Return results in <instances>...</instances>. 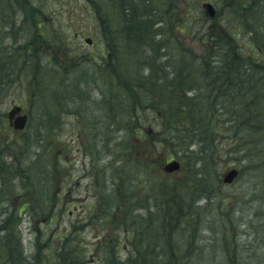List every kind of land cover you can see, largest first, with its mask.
Masks as SVG:
<instances>
[{"label":"rangeland","instance_id":"1","mask_svg":"<svg viewBox=\"0 0 264 264\" xmlns=\"http://www.w3.org/2000/svg\"><path fill=\"white\" fill-rule=\"evenodd\" d=\"M91 1L0 0V219L11 206L13 223V208L21 210L16 230L30 258L52 254L61 245L59 234L71 232L80 264H112L116 256L123 262L135 256L138 248L147 257V250L155 245L153 236L137 237L138 247L131 243L133 220L141 218L150 233L162 218L160 208L167 200L176 203L178 197L180 211H189L188 221L196 234L188 248L186 237H178L175 248L192 252L190 264H264V168H257L264 161L261 136L254 135L258 140L251 144V151H237L239 146H232L226 129H220L216 140L229 153L221 158L220 180L210 176L205 180L211 188L210 201L197 199L202 191L190 196L173 194V190L182 191L192 155L178 144L171 145L169 153L166 147L152 151L151 141L169 127L157 130L151 109L156 107L155 100L148 108L149 100L144 99L142 109L129 102L134 95L130 92L133 75L147 71L141 61L146 50L133 40L129 45L128 38L118 32L120 13L108 0H94V6L100 3L104 10L94 8ZM206 1L215 8L213 16L205 13L202 3ZM171 3L174 13L167 17V26L188 9L195 18L201 12L209 18L201 27L194 22L184 32L165 31L171 52L203 55L208 44L198 34L209 27L223 31L227 18L234 19L223 0ZM253 16L249 14L248 20ZM250 25H255L252 20ZM231 26L234 48L246 47L247 33L236 28L242 25L237 21ZM86 37L92 38V44H87ZM101 54L116 55L118 63L102 64ZM110 105L120 106L113 115L103 108ZM16 106L28 115L22 130H15L8 117L9 109ZM163 138L186 139L181 133ZM150 154L154 155L151 160ZM172 159L180 163L179 169L164 171ZM31 164L43 172L33 171ZM232 167L239 170L238 176L224 183L221 177ZM35 189L37 193H31ZM24 196L25 201L39 199L42 207L51 198L56 218L49 222L43 211L37 216L32 208V213L24 210L20 203ZM185 202L191 203L189 210Z\"/></svg>","mask_w":264,"mask_h":264},{"label":"trees","instance_id":"2","mask_svg":"<svg viewBox=\"0 0 264 264\" xmlns=\"http://www.w3.org/2000/svg\"><path fill=\"white\" fill-rule=\"evenodd\" d=\"M108 1L110 7L120 13L117 20L120 24L118 32L128 38L129 45L138 42L146 50L141 61L147 71L133 75L134 87H130V92L134 95L129 102L132 107L142 109L144 99L149 100L145 104L148 108L153 106L151 101L155 100L156 107L151 109L155 111V118L158 120L157 130L169 127L158 139L151 141L152 151L166 147L169 153L170 146L176 147L178 144V148L192 155L191 171L183 178L180 187L182 191L173 190V194L190 196L196 191H202L197 199L203 197L209 202L211 188L205 185V180H208V176L215 181L220 180L217 174L224 164L220 161L222 156L229 153L228 150L224 151L226 146L216 140L220 129H226L232 146H239L237 151H251V144L258 140H254V135L259 134L263 140L260 152H264V0H223V5L234 14V19L238 15L237 21L242 26L236 28L247 33L245 36L249 39L248 45L245 47L240 44L234 48L230 40L234 36L231 24L237 21L227 18L225 30L213 31L209 27L198 34L200 41L208 46L203 55L196 56H187L185 51L171 52L168 39L163 34L171 28L179 32L190 30L192 26L188 24L194 22L201 27L209 20L204 13L201 12L198 14L199 18H195L193 11L188 9L183 17H174L167 26V17L174 13L171 0ZM91 2L92 6L96 4L94 0ZM98 4L99 9L104 10ZM252 13L254 16L248 20V15ZM251 20L255 25H250ZM107 26L113 27L109 22ZM25 63L34 66L32 61ZM119 107L110 105L103 108L113 115ZM120 123L121 121L118 122L119 125ZM118 129L121 128L116 130ZM179 133L186 137L184 141L181 138H163L164 135L177 137ZM233 152L234 150L231 154ZM153 156L150 154V160ZM31 166L33 171L43 172L37 165ZM257 168H264V161L261 160ZM31 193H37L36 189ZM47 195L50 196L49 192ZM25 200L24 196L20 201L21 204L24 203V210L32 213V208L37 216L39 213L42 215L43 211L44 218L47 217L49 222L56 218L52 214L55 208L50 205L51 198L46 200L44 207L39 199H34L37 202L31 201V197L28 201ZM181 204L178 197L176 203L167 200L164 209L160 208L162 218L159 224L154 225L150 233L143 226L142 219L135 218L133 221L136 220V226L131 231L135 239L131 243L138 247L137 237L150 234L155 245L151 246L152 250H147V257H142L138 248L137 252L134 251L135 256L131 255L125 262L118 260L116 256L112 264H190L193 260L192 252L186 248L183 252L175 248L178 237H186L188 248L191 237L196 234L188 221L189 211L181 212ZM185 205L189 210L191 203L185 202ZM20 211L13 208V223H10L11 206L6 217L0 219V264H80L71 232L59 234L61 245L52 254H42V257L35 255L31 258L26 255L16 230V218ZM91 246L94 251L95 244Z\"/></svg>","mask_w":264,"mask_h":264},{"label":"water","instance_id":"3","mask_svg":"<svg viewBox=\"0 0 264 264\" xmlns=\"http://www.w3.org/2000/svg\"><path fill=\"white\" fill-rule=\"evenodd\" d=\"M203 6L206 7L207 15H209V16L214 15L215 10H214L213 5L210 2L203 3ZM87 42H90V39H88ZM19 110H20V107H18V106L11 108L8 111L9 119H11L15 113L19 112ZM26 119H27L26 114L17 115L12 121L13 127L15 129H22L26 123ZM179 167H180V163L177 160H171L164 165L163 170L167 171V172H173V171L178 170ZM237 174H238V169L235 167H232V168L228 169L222 175L221 180L224 183H231L233 181V179L237 176Z\"/></svg>","mask_w":264,"mask_h":264},{"label":"flooded vegetation","instance_id":"4","mask_svg":"<svg viewBox=\"0 0 264 264\" xmlns=\"http://www.w3.org/2000/svg\"><path fill=\"white\" fill-rule=\"evenodd\" d=\"M90 39V42H87V44H92V38L91 37H86V41ZM109 49V48H107ZM107 51V50H106ZM121 54V53H120ZM101 63L102 64H113V63H118V61L116 62L115 60L117 59L116 55H113L111 54H107V56L105 54H101ZM110 56V57H109Z\"/></svg>","mask_w":264,"mask_h":264}]
</instances>
